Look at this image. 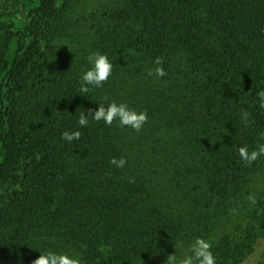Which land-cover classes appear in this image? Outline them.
<instances>
[{
  "label": "trees",
  "instance_id": "1",
  "mask_svg": "<svg viewBox=\"0 0 264 264\" xmlns=\"http://www.w3.org/2000/svg\"><path fill=\"white\" fill-rule=\"evenodd\" d=\"M70 4L0 0V264L47 251L144 264L197 237L216 264L243 262L264 237V156L248 166L238 151L264 142V0H121L79 26ZM94 51L112 75L79 93ZM157 57L162 78L148 75ZM112 101L147 112L139 133L79 125Z\"/></svg>",
  "mask_w": 264,
  "mask_h": 264
},
{
  "label": "clouds",
  "instance_id": "2",
  "mask_svg": "<svg viewBox=\"0 0 264 264\" xmlns=\"http://www.w3.org/2000/svg\"><path fill=\"white\" fill-rule=\"evenodd\" d=\"M87 61L93 65V67L83 73L81 77V86L78 90L79 93L87 94L90 92L88 85L94 87H101L112 75L113 64L110 62L106 54H101L98 51L90 53L86 57ZM157 67L153 70H149V76H156L162 78L167 75L166 70L163 68V58L157 57L155 60ZM259 99V107L264 109V89L257 92ZM99 102L98 109H89L88 114L85 112L79 117V125L85 127L88 125V116H91L95 121L101 120L108 126L113 124V121L118 120L120 127H130L136 132H140L143 126L148 121V115L146 111L137 112L135 109L129 108L126 103H117L112 101L107 103ZM251 113L247 110H241V121L245 127L250 124ZM81 132L79 130L74 132L65 131L62 133V139L69 142L73 140H79ZM261 141H264V133H261ZM239 156L241 160L248 166H251L261 156H264V142H258L256 148L249 151L247 146L239 148ZM127 163L126 158L121 157L119 159L113 157L110 160V164L117 168H123ZM130 183H135V178H129ZM247 200L251 205L257 203V197L255 194L250 193L247 196ZM233 215L238 214V209H232ZM212 245L208 240L197 237L190 245L188 252L191 254H185L178 257L177 254L168 255L164 264H216V258L211 251ZM32 264H82L78 255H69L68 253H57L54 251L42 252V254L32 261Z\"/></svg>",
  "mask_w": 264,
  "mask_h": 264
},
{
  "label": "rangeland",
  "instance_id": "3",
  "mask_svg": "<svg viewBox=\"0 0 264 264\" xmlns=\"http://www.w3.org/2000/svg\"><path fill=\"white\" fill-rule=\"evenodd\" d=\"M118 1L121 0H71V4L69 7L71 20L73 22H76L75 25L77 26L82 25L84 20L90 23L94 15L99 14L105 11L106 9L112 7L113 5L118 3ZM59 41L60 42L57 41V52H55L58 55V62H60L63 56L66 55L68 49L67 45L71 46L70 42H72V38L70 39L69 44L68 42H63L61 40ZM258 184V187L264 185V179L261 181L259 180ZM188 249L189 248H183L182 250L178 251V253L180 254H178L177 256L180 257L185 255L186 253L190 254V252H188ZM263 254L264 237L259 240L256 249L248 258H246L243 262L236 264H258L260 259L263 257ZM166 259L167 257L156 260L155 262L149 261L144 264H164Z\"/></svg>",
  "mask_w": 264,
  "mask_h": 264
}]
</instances>
